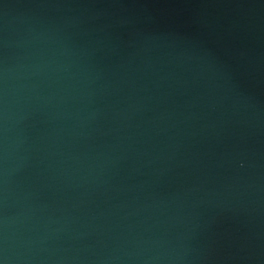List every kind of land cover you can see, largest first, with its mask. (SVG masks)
Listing matches in <instances>:
<instances>
[{
	"label": "water",
	"instance_id": "1",
	"mask_svg": "<svg viewBox=\"0 0 264 264\" xmlns=\"http://www.w3.org/2000/svg\"><path fill=\"white\" fill-rule=\"evenodd\" d=\"M0 264H264V0H0Z\"/></svg>",
	"mask_w": 264,
	"mask_h": 264
}]
</instances>
